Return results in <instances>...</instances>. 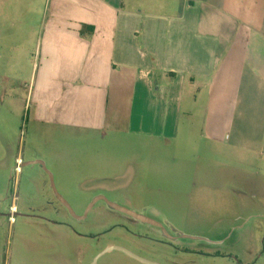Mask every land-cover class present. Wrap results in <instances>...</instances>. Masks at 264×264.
<instances>
[{"label":"crops","instance_id":"crops-1","mask_svg":"<svg viewBox=\"0 0 264 264\" xmlns=\"http://www.w3.org/2000/svg\"><path fill=\"white\" fill-rule=\"evenodd\" d=\"M0 1V80L25 72L37 127L154 147L198 129L191 188L264 218V0Z\"/></svg>","mask_w":264,"mask_h":264},{"label":"rangeland","instance_id":"rangeland-1","mask_svg":"<svg viewBox=\"0 0 264 264\" xmlns=\"http://www.w3.org/2000/svg\"><path fill=\"white\" fill-rule=\"evenodd\" d=\"M5 54L0 49V63ZM14 77L0 80V264H144L119 249L105 252L113 244L161 264H264V218H221L225 191L190 186L204 155L198 129H183L166 147L133 142L121 129L105 137L41 129L29 78ZM37 150L46 168L17 170V157ZM101 195L152 221L103 199L89 207Z\"/></svg>","mask_w":264,"mask_h":264},{"label":"water","instance_id":"water-1","mask_svg":"<svg viewBox=\"0 0 264 264\" xmlns=\"http://www.w3.org/2000/svg\"><path fill=\"white\" fill-rule=\"evenodd\" d=\"M36 163H39V164H42V166L44 167V168H46V166H45V164H44V162L42 161V160H29V161H27L26 162V165H29V164H36ZM51 185H52V187L55 189V185H54V181H53V176L51 175ZM56 195H57V197H58V199L73 213V214H75L74 212H73V210H72V208H71V206H70V204H69V202L65 199V198H63V196H61L60 194H58L57 192H56ZM100 198H103V199H105L112 207H114V208H116V209H118V210H121V211H123V212H126V213H128V214H131L132 216H134V217H136V218H139V219H141V220H144V221H149V222H151L152 221V219H150L149 217H147V216H145V215H143V214H140V213H137L136 211H134V210H132V209H129V208H126V207H124V206H121V205H119V204H117V203H115V202H112V201H109V200H107V198H105L104 196H100V197H96L95 199H94V201L90 204V206L89 207H91L93 204H94V202H96L98 199H100ZM79 217H84V216H79ZM113 249H119V250H121V251H123V252H125L126 254H128V255H130V256H132V257H134V258H136V259H138V260H140V261H142V262H145V263H147V264H160V263H158V262H156V261H152V260H149V259H147V258H145V257H143V256H140L139 254H136L135 252H132L131 250H129V249H127V248H125V247H123V246H120V245H110V246H108L107 247V249L105 250V252L106 251H109V250H113Z\"/></svg>","mask_w":264,"mask_h":264},{"label":"flooded vegetation","instance_id":"flooded-vegetation-1","mask_svg":"<svg viewBox=\"0 0 264 264\" xmlns=\"http://www.w3.org/2000/svg\"><path fill=\"white\" fill-rule=\"evenodd\" d=\"M17 159H18V158H17ZM24 163H25V162H24V160L22 159V161H21V165H24ZM22 169H23V168L20 167V170H22ZM101 196H102V195H101ZM98 197H100V196H98ZM105 198H106V197H105ZM101 199H103V198H100V199H98V200H101ZM98 200H97V201H98ZM103 200H105V199H103ZM105 201H106V200H105ZM106 202H107V201H106ZM94 203H95V202H94ZM108 204H109V203H108Z\"/></svg>","mask_w":264,"mask_h":264},{"label":"built area","instance_id":"built-area-1","mask_svg":"<svg viewBox=\"0 0 264 264\" xmlns=\"http://www.w3.org/2000/svg\"><path fill=\"white\" fill-rule=\"evenodd\" d=\"M17 161H18L17 170H19V169H20V164H21L22 159L19 157V158L17 159Z\"/></svg>","mask_w":264,"mask_h":264}]
</instances>
